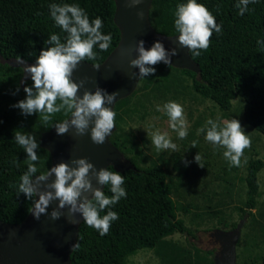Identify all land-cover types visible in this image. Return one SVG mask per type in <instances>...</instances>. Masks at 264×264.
<instances>
[{
    "label": "trees",
    "instance_id": "16d2710c",
    "mask_svg": "<svg viewBox=\"0 0 264 264\" xmlns=\"http://www.w3.org/2000/svg\"><path fill=\"white\" fill-rule=\"evenodd\" d=\"M115 9V0H0V70H12L23 78L24 67L5 60L30 65L55 52L102 63L121 39ZM150 19L165 35L182 33L196 23L203 41L194 44L190 53L200 72L151 62L139 87L116 103V130L110 139L134 168L119 172L109 166L102 193L84 209L70 264H126L131 254L159 246L174 232L194 238L193 229L177 218L171 198L182 186L184 169L174 166L180 172L173 178L166 160L141 167L127 154L131 148L126 141L114 137L121 104L158 81L153 72L158 65L188 76L196 92L210 97L224 111L232 109L237 95L242 96L245 120L264 134V0H153ZM25 84L26 88L48 89L47 94L55 96V107L29 121L22 118L19 104L0 103V220L11 224L25 220L35 202V193L28 187L31 178L45 176L51 167L50 152L40 143L42 133L74 109L70 82L63 75L45 72ZM263 167L260 159L249 165L243 217L256 207L258 173Z\"/></svg>",
    "mask_w": 264,
    "mask_h": 264
},
{
    "label": "rangeland",
    "instance_id": "374dc122",
    "mask_svg": "<svg viewBox=\"0 0 264 264\" xmlns=\"http://www.w3.org/2000/svg\"><path fill=\"white\" fill-rule=\"evenodd\" d=\"M153 72L158 81L139 92L152 90L149 98L134 97L121 112V135L132 142L137 153L133 156L141 167L166 160L173 178L180 172L174 166L184 169L182 186L171 198L177 218L193 229L194 238L174 232L159 246L131 254L126 264H211L221 248L216 232L231 230L243 219L237 264H261L264 167L258 173L256 207L252 214L242 215L249 165L254 160L264 161V134L245 120L242 96L237 95L232 109L224 111L210 97L196 92L182 72L165 65H158ZM21 78L12 70H0L1 104H19L22 118L29 121L55 107V96H49L48 89L26 88ZM140 84L141 80L137 88Z\"/></svg>",
    "mask_w": 264,
    "mask_h": 264
},
{
    "label": "water",
    "instance_id": "95a60500",
    "mask_svg": "<svg viewBox=\"0 0 264 264\" xmlns=\"http://www.w3.org/2000/svg\"><path fill=\"white\" fill-rule=\"evenodd\" d=\"M153 0H115L114 21L121 31L115 49L100 64L66 58L58 52L37 63L5 60L23 66L22 85L45 72H57L71 86V115L41 135V146L52 163L45 176L34 175L28 187L35 202L19 224L0 220V264H70L79 225L87 203L104 189L109 166L124 172L134 165L112 143L116 130V103L137 88L145 67L162 61L196 73L200 67L191 56L194 44L203 41L192 29L165 35L152 25ZM245 219L231 230H218L221 248L214 264H237V243Z\"/></svg>",
    "mask_w": 264,
    "mask_h": 264
},
{
    "label": "crops",
    "instance_id": "0c3cea01",
    "mask_svg": "<svg viewBox=\"0 0 264 264\" xmlns=\"http://www.w3.org/2000/svg\"><path fill=\"white\" fill-rule=\"evenodd\" d=\"M140 90L138 92H136L135 94H133L129 99H127L126 101H124L120 108H119V111L117 112V118H115L116 122H117V125L119 126V129L114 133V137L116 138H122L126 141L127 143V146L131 148V150H127V154L130 156V157H134L136 156L135 152L132 151V148H133V144L132 142H129V139H126L128 137H125V135H121V126H120V121L122 119V115H121V112L125 111L128 107V105L130 103H132V100L134 99V97L138 98V97H141L140 95H142L143 97H147V94L148 93H152V90H145V91H142L143 93L139 94ZM147 92V93H146ZM139 94V95H138ZM149 98V97H147ZM136 102V101H135ZM116 126V125H115ZM135 155V156H133Z\"/></svg>",
    "mask_w": 264,
    "mask_h": 264
},
{
    "label": "flooded vegetation",
    "instance_id": "af4514ba",
    "mask_svg": "<svg viewBox=\"0 0 264 264\" xmlns=\"http://www.w3.org/2000/svg\"><path fill=\"white\" fill-rule=\"evenodd\" d=\"M220 240V239H219Z\"/></svg>",
    "mask_w": 264,
    "mask_h": 264
}]
</instances>
